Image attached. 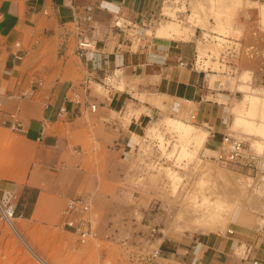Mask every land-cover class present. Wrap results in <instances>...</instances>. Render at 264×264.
<instances>
[{
	"label": "rangeland",
	"instance_id": "rangeland-1",
	"mask_svg": "<svg viewBox=\"0 0 264 264\" xmlns=\"http://www.w3.org/2000/svg\"><path fill=\"white\" fill-rule=\"evenodd\" d=\"M162 4L163 12L172 18L150 27L145 34L193 38L198 43L200 61L203 53L214 51L215 58L204 62L208 83L244 91L232 108L235 118L228 134L255 150L262 141L246 135L249 131L236 125L235 119L242 110L255 124L264 121V0H161ZM250 7L257 8L252 18L255 27L251 29L257 44L252 47V38H248L247 46L241 41L242 22L248 18L245 9ZM196 8L202 11L201 18L192 17ZM168 24L176 25L178 32L161 33ZM228 42L238 51L235 60H225L237 65L233 75L227 72L230 64L220 61ZM211 67L213 71H208ZM108 85L124 87L122 71L110 76ZM95 90L102 92L104 86L95 84ZM134 96L135 101L155 103L163 98L167 102L160 103L162 113L141 133L130 134L126 140L113 141L109 134L100 139L104 135L92 121L82 166L68 173V193H61L64 205L61 207L58 195L49 200L50 204L42 207L49 216L45 220L30 214L37 189H9L12 183L25 184L29 163L23 150L14 147L16 140L8 139L9 130L0 133V204H17V216L10 219L19 234L50 264H199V241L244 257L249 240L264 230V152H257L261 159L254 169L221 162L217 158L221 143L214 141L201 124L195 102L147 92ZM135 106L130 102V112ZM169 119L192 125L196 132H206L204 145L198 147L193 139L183 138ZM2 185L8 186L6 193ZM78 194L87 195L93 205L94 234L85 244L63 228L67 199ZM2 211L0 207V264H42ZM157 250L159 254H155Z\"/></svg>",
	"mask_w": 264,
	"mask_h": 264
},
{
	"label": "crops",
	"instance_id": "crops-1",
	"mask_svg": "<svg viewBox=\"0 0 264 264\" xmlns=\"http://www.w3.org/2000/svg\"><path fill=\"white\" fill-rule=\"evenodd\" d=\"M88 4L100 6L95 12L94 31L98 52L81 57L76 53L74 36L70 35L71 19L73 7ZM160 6L161 0H0V110L16 112L21 126L14 130L0 116V133L9 130L5 132L8 139L16 140L14 147L23 150L29 163L25 184L12 183L13 188L9 189L27 186L38 190L30 213L37 219H48L42 207H47L55 196L61 197L58 202L61 207L64 205L61 193H68V173L82 166L84 146L93 131L92 121L104 135L100 139L109 134L113 141H119L141 133L162 113L160 103L165 105V99L155 103L135 101V94L147 92L195 102L198 118L214 141L221 143L229 133L235 118L232 108L244 91L220 87L219 83L211 86L202 69L190 65L198 53L197 40L148 37V28L137 37L111 29L118 16L138 24ZM245 13L248 18L242 22L241 41L247 46L248 38H254L251 29L256 22L252 18L257 8H247ZM197 33L198 30L196 37ZM253 42L250 47L257 44L256 40ZM117 71L125 76L124 87L114 89L101 84L104 90L97 92L95 84L100 83L93 81L86 103L83 84L88 76H116ZM208 71H213L212 67ZM130 102L136 104L134 112H130ZM90 104H96L95 111ZM61 110L80 113L66 118L58 115ZM252 137L264 142L262 137ZM9 189L2 185L5 193ZM260 232V236L249 240L241 258L223 253L211 242L198 240L199 264H254L255 260L264 263V230Z\"/></svg>",
	"mask_w": 264,
	"mask_h": 264
},
{
	"label": "built area",
	"instance_id": "built-area-1",
	"mask_svg": "<svg viewBox=\"0 0 264 264\" xmlns=\"http://www.w3.org/2000/svg\"><path fill=\"white\" fill-rule=\"evenodd\" d=\"M167 0H163V3H166ZM97 9H100L99 5L88 4L82 7H73V16L71 19V30L70 35H73L77 49L76 53L84 57L89 52H98L96 48L97 37L94 35V31L97 29L95 26L96 17L95 12ZM164 4H162L158 11H150L144 17L140 23L130 21L122 16H118L113 20L111 29L116 33L125 34L130 37H137L140 32L145 31L146 28H154L157 25L162 24L166 19L172 18L163 12ZM181 13L180 11H178ZM231 42V41H230ZM229 44L223 47V51L220 55V61L229 63L230 68L227 71L231 75L237 70V65L225 60H235L237 58V47ZM19 59H22V56H17ZM206 60H199V55H196V58L190 64L192 67L201 68L204 72V75L207 76V68L204 62ZM200 62V63H199ZM184 64V62H181ZM199 64H201L199 66ZM97 81L100 84L108 85L110 77L104 76L103 78L93 77L92 74L84 81L83 89L86 92V103H89V85ZM91 110H96V104H90ZM80 113L79 110L66 113V111H60L58 115L60 117L66 118H75ZM0 116L5 119V122L10 125L14 130L21 129V126L18 121V116L16 112H7L0 110ZM195 118L196 116L193 115ZM217 158L221 162H230V163H239L243 166L254 169L257 168L261 159V155L246 146L243 140L233 137L230 134H225L222 138L220 148L218 150ZM4 216L6 219L17 216V204L11 203L8 206H4ZM93 205L90 198L84 194H78L70 196L67 199V203L64 209L63 214V228L73 232L80 243H87L94 234V224H93ZM229 233H233V230H229ZM160 250H157L155 254H159ZM254 264H264L257 260L254 261Z\"/></svg>",
	"mask_w": 264,
	"mask_h": 264
},
{
	"label": "bare ground",
	"instance_id": "bare-ground-1",
	"mask_svg": "<svg viewBox=\"0 0 264 264\" xmlns=\"http://www.w3.org/2000/svg\"><path fill=\"white\" fill-rule=\"evenodd\" d=\"M263 11H264V9H263ZM261 13H262V11H261ZM201 14H202V11L199 8H196L193 11L192 17L193 18H196V17L197 18H201V16H202ZM262 17H264V15ZM219 29H217V30H219ZM172 31L178 32V27L176 25H174V24H168L167 26H164L163 28L160 29L161 33H167V32H172ZM202 55H204V58L207 59V61L212 60L215 57L214 51H211V52H208V53L205 52ZM255 97L259 98L257 96H255ZM253 106H251V108ZM263 107H264V103H263ZM238 112L239 113L237 114V119H235L236 120L235 124L240 126V127H245V130L249 131V132H245L246 135L257 136V137H262L263 136L264 137V121H260V122L255 124L254 119L251 116L243 115L242 114V110L238 111ZM248 113H250V111H248ZM168 122L171 125H173L174 127H176L181 132V135H182L183 138H185V139H193L198 147H202L204 145L205 140L207 139L206 132H204V131L203 132H196L192 125H189V124L184 123V122L179 121V120L169 119ZM183 145H184V142H183ZM254 151L255 152H259V153L264 152V143H263V141L257 143L256 148H255ZM0 207H1V210H3L2 212H4L5 208L2 207L1 204H0ZM8 221H9V224L11 225L13 231H15L17 233V235L24 242L26 247L31 251V253L38 258L39 262H41L42 264H50L44 258H42V256H40L38 253H36V251L23 239V237L19 234L18 230L16 229V227L14 226V224H13V222H12V220L10 218L8 219Z\"/></svg>",
	"mask_w": 264,
	"mask_h": 264
}]
</instances>
